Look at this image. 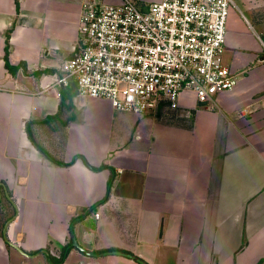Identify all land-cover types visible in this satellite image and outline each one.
<instances>
[{"label": "crops", "instance_id": "obj_1", "mask_svg": "<svg viewBox=\"0 0 264 264\" xmlns=\"http://www.w3.org/2000/svg\"><path fill=\"white\" fill-rule=\"evenodd\" d=\"M239 1L235 88L133 115L57 84L83 0H0V264H264V0Z\"/></svg>", "mask_w": 264, "mask_h": 264}, {"label": "built area", "instance_id": "obj_2", "mask_svg": "<svg viewBox=\"0 0 264 264\" xmlns=\"http://www.w3.org/2000/svg\"><path fill=\"white\" fill-rule=\"evenodd\" d=\"M233 6L232 0H160L140 10L131 0H83L75 53L57 84L73 81L79 96L133 115L161 103L175 110L184 92L207 104L237 84L223 62Z\"/></svg>", "mask_w": 264, "mask_h": 264}, {"label": "trees", "instance_id": "obj_3", "mask_svg": "<svg viewBox=\"0 0 264 264\" xmlns=\"http://www.w3.org/2000/svg\"><path fill=\"white\" fill-rule=\"evenodd\" d=\"M11 29L12 28H9L6 32H5V65L8 67V62L6 61V56H7V54H8V49H9V44H8V39H9V34H10V32H11ZM49 160H51V161H53L54 163H56V164H59L58 162H55L43 149H41L40 147H37ZM84 162H85V160H84ZM59 165H63V164H59ZM92 169V168H91ZM101 168H99V169H94L95 171H97V170H100ZM72 248V244H71V242L69 243V244H67L66 246H65V248H64V250L62 251V253H61V255H60V257L57 259V260H55L54 258H52V256L48 253V252H46V258H47V261L50 263V264H61L63 261H64V259H65V257H66V255H67V253L69 252V250Z\"/></svg>", "mask_w": 264, "mask_h": 264}, {"label": "rangeland", "instance_id": "obj_4", "mask_svg": "<svg viewBox=\"0 0 264 264\" xmlns=\"http://www.w3.org/2000/svg\"><path fill=\"white\" fill-rule=\"evenodd\" d=\"M236 7L233 6V9H235V12L241 16L242 19H247L252 23V19L250 18V15L244 10L242 4L239 0H232ZM231 11V10H230ZM264 39V38H263Z\"/></svg>", "mask_w": 264, "mask_h": 264}, {"label": "water", "instance_id": "obj_5", "mask_svg": "<svg viewBox=\"0 0 264 264\" xmlns=\"http://www.w3.org/2000/svg\"><path fill=\"white\" fill-rule=\"evenodd\" d=\"M8 223V222H7ZM7 225L8 224H6L5 225V227H4V231H3V234H4V238H5V240H6V229H7ZM73 244L77 247V244H76V242L74 241L73 242ZM115 254H119L118 252H114ZM128 257H130L129 255H127ZM141 262V261H140ZM142 263V262H141Z\"/></svg>", "mask_w": 264, "mask_h": 264}]
</instances>
